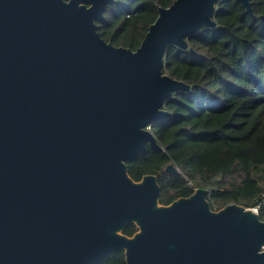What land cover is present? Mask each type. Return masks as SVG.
Here are the masks:
<instances>
[{
  "label": "water",
  "instance_id": "1",
  "mask_svg": "<svg viewBox=\"0 0 264 264\" xmlns=\"http://www.w3.org/2000/svg\"><path fill=\"white\" fill-rule=\"evenodd\" d=\"M113 1L0 0V264H264L253 208L215 210L203 187L163 205L157 176L128 172L190 89L164 72L169 48L215 27L223 0L158 7L136 50L98 31Z\"/></svg>",
  "mask_w": 264,
  "mask_h": 264
},
{
  "label": "trees",
  "instance_id": "2",
  "mask_svg": "<svg viewBox=\"0 0 264 264\" xmlns=\"http://www.w3.org/2000/svg\"><path fill=\"white\" fill-rule=\"evenodd\" d=\"M173 1L127 0L118 13L109 10L104 40L136 50L157 19L158 7ZM251 2L252 14L237 0L221 1L215 27L188 37L187 49L171 46L167 52L164 72L190 89L175 92L164 106L170 116L152 125L163 149L148 145L143 156L127 163L136 181L147 174L159 176L161 204L187 194L188 180L209 190L215 210L231 203L253 208L262 202L264 0ZM170 163L180 173L167 180L163 168ZM260 218L264 220V208ZM136 231L134 224L125 229L127 235ZM101 264H126L124 253H111Z\"/></svg>",
  "mask_w": 264,
  "mask_h": 264
},
{
  "label": "flooded vegetation",
  "instance_id": "3",
  "mask_svg": "<svg viewBox=\"0 0 264 264\" xmlns=\"http://www.w3.org/2000/svg\"><path fill=\"white\" fill-rule=\"evenodd\" d=\"M65 3H67L69 0H63ZM127 0H114L113 1V4H112V6H106V9H105V11H104V17H105V20H103V21H96V23H97V25H98V31H99V33H100V35L102 36V38H103V35H105L104 34V27L106 26V20H107V14H108V11L109 10H111L112 8H114V7H116L117 5H119V4H121V3H125ZM87 6H90L89 4H87ZM128 17H130V15H128ZM104 39V38H103ZM107 42H110V41H107ZM152 148V147H151ZM170 164H173V163H170ZM169 164H167L164 168H163V171L166 173V175L167 176H165L166 177V179L167 180H170V176H176V175H178L179 173H180V170H179V168L177 167V166H175L178 170H179V173L178 174H172V173H169V172H167L165 169H166V167L168 166ZM152 175H155V176H157V181H158V183H159V176L157 175V174H152ZM142 179V178H141ZM159 185H160V183H159ZM171 185H176V183H172ZM187 185H188V187H187V189H186V193L187 194H185V195H182V196H178L176 199H174L173 201H171L170 203H168V204H163V205H169V204H171L172 202H174L175 200H177V199H179V198H188V197H190L191 195H193L194 193H195V191L198 189V188H200V186H196V185H194V183L191 181V180H188L187 181ZM160 187H161V185H160ZM190 188H191V190H190ZM203 188H205V187H203ZM161 191H162V187H161ZM208 195H209V193H208ZM160 196H161V194H160ZM209 199V198H208Z\"/></svg>",
  "mask_w": 264,
  "mask_h": 264
},
{
  "label": "rangeland",
  "instance_id": "4",
  "mask_svg": "<svg viewBox=\"0 0 264 264\" xmlns=\"http://www.w3.org/2000/svg\"><path fill=\"white\" fill-rule=\"evenodd\" d=\"M125 6H126V4L123 2V3L119 4V5H117L116 7L112 8L111 11H112L114 14H116V13H118L119 8H121V7L124 8Z\"/></svg>",
  "mask_w": 264,
  "mask_h": 264
},
{
  "label": "built area",
  "instance_id": "5",
  "mask_svg": "<svg viewBox=\"0 0 264 264\" xmlns=\"http://www.w3.org/2000/svg\"><path fill=\"white\" fill-rule=\"evenodd\" d=\"M262 208H264V195H263V198H262V202H261V204L258 205L257 207H253V209H254L255 211H257L259 214H260V210H261Z\"/></svg>",
  "mask_w": 264,
  "mask_h": 264
}]
</instances>
